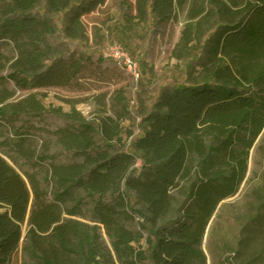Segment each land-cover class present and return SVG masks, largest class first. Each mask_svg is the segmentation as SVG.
Wrapping results in <instances>:
<instances>
[{
    "label": "trees",
    "instance_id": "trees-1",
    "mask_svg": "<svg viewBox=\"0 0 264 264\" xmlns=\"http://www.w3.org/2000/svg\"><path fill=\"white\" fill-rule=\"evenodd\" d=\"M106 1L0 0V72L10 71L0 83L25 92L70 87L85 60L63 54L49 37L81 40L83 16ZM41 4L44 13L35 16ZM135 8L139 23L185 14L174 57L201 70L191 82L162 87L139 110L138 136L123 126L131 118L123 90L109 110L101 97L93 120L75 106L51 111L66 122L53 136L77 159L71 164L54 163L48 143L39 151L28 145L31 136L17 134V157L52 162L43 188L38 173L25 179L0 154V264L18 255L30 264H208V225L245 183L251 150L264 144V0H136ZM4 83L7 129L47 111L37 95L17 100Z\"/></svg>",
    "mask_w": 264,
    "mask_h": 264
},
{
    "label": "rangeland",
    "instance_id": "rangeland-1",
    "mask_svg": "<svg viewBox=\"0 0 264 264\" xmlns=\"http://www.w3.org/2000/svg\"><path fill=\"white\" fill-rule=\"evenodd\" d=\"M136 0H107L98 10L84 15L82 25L84 34L81 40L66 39L62 32L49 37L52 46H56L65 55L76 54L85 60V71L75 79L70 87L50 88L32 91H20L13 82L4 83L11 90H16L15 98L23 99L29 94L37 95L46 108L41 118H19L13 129H7L0 119V154H2L26 179L29 173H38L43 182L45 169L52 159L35 165L20 159L14 152L17 134L31 136L28 145L32 144L43 151L44 143L50 147L49 156L54 163L71 164L77 161L56 143L53 133L66 126V122L52 114L51 111L61 108L70 112L76 107L85 118L93 120L102 114V98H106L107 109L116 92L123 90L128 98V109L131 118L123 126L133 129L140 135L139 110L149 108L158 98L162 87H173L175 84L191 82L189 77L196 75L201 67L193 64L190 70L185 61L174 57V48L180 40L186 16L181 13L170 23L158 24L153 20L139 23L136 16ZM44 4L34 10L35 16H42ZM53 23L59 29L64 27L62 16L54 15ZM136 62L141 77L136 82L126 70L115 63L113 48H118ZM10 55V50L5 51ZM196 69V70H195ZM9 70L0 72V77H8ZM0 83V85H3ZM50 111V112H48ZM9 156L17 159L12 162ZM138 162L135 167L139 168ZM249 173L245 183L234 198L221 203L217 214L208 225L203 249L208 264H264V144L258 142L251 150ZM46 184L43 182V188ZM175 198H180L179 192ZM89 203V201L87 202ZM89 206L84 210L89 216ZM261 206V209H257ZM131 229H137L133 222ZM26 227L23 233H26ZM14 264H30L18 255Z\"/></svg>",
    "mask_w": 264,
    "mask_h": 264
},
{
    "label": "built area",
    "instance_id": "built-area-1",
    "mask_svg": "<svg viewBox=\"0 0 264 264\" xmlns=\"http://www.w3.org/2000/svg\"><path fill=\"white\" fill-rule=\"evenodd\" d=\"M110 57L115 58V64L122 70H126L136 82L140 79L141 72L138 65L134 60H132L129 56L127 57L126 54L123 53L120 46H118V48H113L112 55Z\"/></svg>",
    "mask_w": 264,
    "mask_h": 264
}]
</instances>
